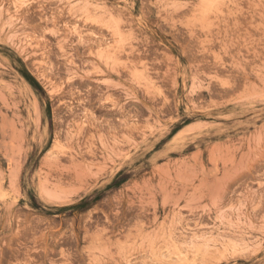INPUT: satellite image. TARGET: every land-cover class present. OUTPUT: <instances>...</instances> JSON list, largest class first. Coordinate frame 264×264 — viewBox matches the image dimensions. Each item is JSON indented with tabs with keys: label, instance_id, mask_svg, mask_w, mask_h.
Listing matches in <instances>:
<instances>
[{
	"label": "rangeland",
	"instance_id": "1",
	"mask_svg": "<svg viewBox=\"0 0 264 264\" xmlns=\"http://www.w3.org/2000/svg\"><path fill=\"white\" fill-rule=\"evenodd\" d=\"M0 264H264V0H0Z\"/></svg>",
	"mask_w": 264,
	"mask_h": 264
}]
</instances>
